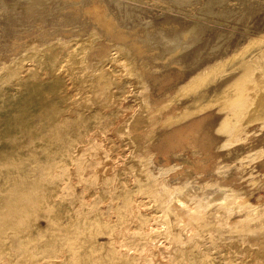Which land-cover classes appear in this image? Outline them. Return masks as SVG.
I'll list each match as a JSON object with an SVG mask.
<instances>
[{
  "label": "bare ground",
  "instance_id": "1",
  "mask_svg": "<svg viewBox=\"0 0 264 264\" xmlns=\"http://www.w3.org/2000/svg\"><path fill=\"white\" fill-rule=\"evenodd\" d=\"M103 25L101 26L103 27ZM106 29V31H108V27ZM258 38L260 39L261 37ZM78 41V39H74L71 40L70 43L67 42L58 44V47L53 46L42 48L40 51H44L45 54L47 52L49 53H47V56L39 59V68H36L35 66V68L33 67L34 70L29 71L22 63L17 62L15 67L17 68V70L11 74V78L14 80V82L24 88L25 94L16 99L7 101V104L5 105V107L10 110V114H8L9 116H11V121L3 120V125L1 122L2 126H0V129H3V132L7 133V141L13 140L12 130H27L28 135L32 138L29 144H37L39 145V147L45 148L46 150L48 148V145L50 146L53 143H59V151L56 154V158L53 159L56 160L54 163L55 166H52V164L48 161H46V163L36 160L33 161L34 158L31 159L30 157L34 152L32 149L30 152H33L29 156H18L16 154L17 151L14 148H0V169H6L5 171L7 173V176L5 178L6 182L4 183L7 188L6 190H2V187H0V196H3L2 199H0V264H172V262L170 261V258L172 257H170V255L168 254V244L166 246V244H163L162 241L159 242L161 240L160 237L164 236L166 237L163 238L164 241L166 242L167 240V243H169V239H167V236H170V234H175L174 237L176 239L173 242L176 245H174V251L177 253V255L186 258L196 257V255L199 256V253H201L199 252L200 250L194 248L193 246H191V244L192 242L194 244H200L201 242H196L198 238H192L193 236L191 234V231L193 232L195 228L193 229L189 226L190 229H187L189 228L187 222L191 221V219L195 221L200 220V218L204 215L203 213V215L200 213L205 209H209L210 206L212 208L211 204L215 205L213 202L216 200L219 203V207H222L220 208V210L223 209L224 211L227 210L228 205H235L233 207L237 208L239 206L236 207V205L244 204L245 200L241 198L242 196L237 199H235L236 197L234 196L235 198L231 197L233 199V202H228L227 200V205L224 199L226 197H221L222 194L219 193L220 196H213L214 198L211 197V199H209L210 197H208V199L206 197L202 198V196L199 195L201 196V200L199 201V198H197L196 200L199 202L198 204L197 202L194 204L193 201L195 199H193V201L190 200L192 199L190 197V193L193 190L189 191L190 189H188V191H186L188 187L186 188V190L184 189L186 186L184 188H173V186L175 185L174 184L173 186H171L172 188H168L170 186L166 185V187L163 183V180V182H156L152 180V169L149 166L151 164H148L147 161V157L150 154L147 153L148 151L146 149H144V151L141 150L142 153L138 154V147L136 148L134 147V145H139L141 142H145L147 143V147H149L148 145L153 143L152 140L155 135L157 136V130L163 128L172 129V127H174L175 125L177 126L178 124L186 120L188 121V119L196 118L197 115L199 116V114H203L213 108H216L219 113L221 112L223 114L219 124L215 129L216 134H219L220 136H226V139L228 138L229 140L232 137L237 138V136H239V132L242 131L244 127H246V125L250 123L253 124L256 122H261L264 124V41L259 42V40H256L255 43H253V41L250 42L252 44V47L253 45L255 47H258L255 50L253 49L254 51H250V49L252 48L251 46L250 48L248 47L249 49H247L246 46L243 47L247 50L243 51V49V52L240 51V53H237L236 50V59L234 61L229 60L232 61V63H228L229 61H227V59H222L221 64H217V67L216 65H213V63L208 68L206 67L207 69L204 68L202 71L200 70L201 72L195 73L191 78H189L188 81H186V83L175 88V92L173 95H170L169 93L170 96H168L164 101L161 100L156 102H149L150 96H147V87L142 74L144 71L138 72V69L140 68L137 61L135 60V57L132 56L133 54L131 55V51H133L131 48L130 51L129 48L127 49L123 45L118 46L119 43H114V46L117 45L114 47V49L112 48L113 46H111V48L114 50H112L114 53L110 55L108 54L109 56L108 58H105L104 62L101 61V63L93 67L89 64L90 60H88L89 58H91V56L88 58L87 54L89 53H86L88 45L83 43L80 44V42ZM72 42L74 43L71 44ZM89 44L91 43L89 42ZM247 45L249 46V44ZM94 47L92 46L93 49ZM104 47L106 46L104 45ZM92 48L90 46V50ZM107 49H105L106 52ZM102 54H105L104 56H106L107 53L103 51ZM96 55H98V53H96ZM94 56L95 54L93 55V58ZM225 66L229 67L226 68V70H228V72H226V75L228 73L231 74L234 72L233 76L231 75L232 77H230V79L228 80L222 78L224 81H221L219 75L220 81L218 79L216 80V77L218 76L217 73L219 74L221 71L223 72ZM42 67L45 69H43ZM145 67H147V65ZM41 69H43V71H41ZM232 70L233 72H229ZM225 77L227 78V76ZM215 81H217V83L213 86H210V83ZM5 85L6 84H3V87L1 88H4ZM180 99L183 101L180 102ZM126 101L130 103L133 102V105L131 103L132 107H130V105L129 108L136 107V109H134L133 113L131 112L132 109L129 110L132 113H130V115L128 114L129 111L127 113L125 111L128 116L121 117L120 113L123 112L121 110H123V107H125L123 106V104ZM178 101L181 104H178ZM128 102H126V106ZM65 112H68L67 119ZM32 113H38L39 115L43 116V119L45 118V123L44 121H41L39 123H41V126L43 125L46 130H49V132L47 133H56L51 135V137H48L46 133L35 134L32 129L34 118ZM93 120H101L102 122L105 121L107 124V129L109 128V130L113 132H111L112 134L108 133L110 136L113 135V137L115 138H113L114 142L109 146V148L107 147L106 149V147L103 145V143L106 142L108 138H106V133H101L102 129L100 128V126L95 127L91 125L90 122ZM198 120L201 119L192 120V123H188V126L185 127V131L179 130V132L173 130L167 135H164L163 141L166 142L165 144H167V147H169V149H175V147H178V149L179 147H181L183 149L184 147V149H193V151L195 148H199L202 153H207L209 149L207 144L208 142L207 140L205 141V139H203V136L201 137L199 131L201 130L202 125L200 123L201 121ZM195 121L197 122L195 123ZM263 124L261 125L263 126ZM69 127H71L75 131L74 135L70 136L60 132L62 128ZM55 129H57V131ZM92 132L98 135V138H95L93 140ZM246 133H248V131H246ZM161 135L162 134H160V136ZM246 135L247 134H245V136ZM249 135L251 134L249 133ZM2 136L3 135L0 133V138H2ZM204 137H207V135ZM252 139H254V137ZM2 140H4V138H2ZM92 141H94L92 143L93 147L90 149L89 154H87V156L84 154L86 156V159H84L83 162L77 161V155L81 153L84 147L87 146L89 148L90 142ZM158 141L159 140H157V142ZM157 142L154 143L158 144ZM233 142L235 143V141ZM211 146L212 145L210 144V147ZM97 147L99 148L97 149ZM124 147L125 149H123ZM149 148L148 150L150 151L151 149ZM96 149L99 150L98 153H95L94 150ZM45 150L42 151L45 152ZM187 150L184 151L186 152ZM20 151L22 152L23 150L21 149ZM198 151L199 150H197L196 153H200ZM210 151L212 152V150ZM196 153H194V157ZM212 153L214 154V152ZM213 154L212 156H214ZM217 154H215V156ZM123 155L124 159H121ZM32 157L34 156L32 155ZM175 157L176 156H174V158ZM213 159L214 158H212L211 155H204V158L201 161L205 160L207 163L205 161V163H201L200 159L197 158H195V164L193 162L192 163L197 167H200V169H203L204 171L210 167L211 164L209 163H211ZM56 165L58 167H56ZM212 165H214V163H212ZM51 167H54V169H51ZM33 168L37 169L36 173L32 170ZM51 170H54L53 174H49ZM222 175L223 174H221V176ZM23 178H26L27 181L23 180ZM132 184H135V188L131 187ZM62 185L63 187L64 185H68V188L67 186L66 188H63L61 187ZM78 185L80 187H83V192L85 190L91 195L92 193L99 191H102V195L106 193L105 191L114 193V204H112V208H109L110 212H99L97 211L99 208H94V210L91 211V209H93L91 207L90 211L87 210V212H80L82 208H85L83 207L85 205L84 203H79L81 204L79 205L78 202L81 198L79 199L77 198V196H75V187ZM90 187H93L95 189L90 190ZM68 189H71L73 193L75 192L74 198L71 199L70 204L65 203L66 201L57 202L56 200L58 199V195ZM129 189H131V192L129 191ZM195 192L196 191L194 190V193ZM200 192H202V190ZM191 196L194 197L193 194ZM187 198H189V201H191V203L193 202L192 204L196 206L190 207L192 205L189 202L187 203L186 201H184ZM231 198L229 199L232 200ZM83 200L85 201L86 199ZM145 201H150L154 204L156 203L158 208H162L164 210L161 216L162 218H159L164 225V227L163 225L162 227L160 226L162 230L159 229L160 227L158 228L157 225V222L159 220L157 219L158 217L154 218L151 213V215H148V212L145 213ZM221 205H227V207H225L226 209H224V207ZM243 207L244 206H242V208ZM263 207L264 206L262 205V208ZM153 208L154 207H152V209ZM229 208L228 213H230ZM242 208L240 209L242 210ZM244 208L242 212H244V210H247ZM237 209L239 210V208ZM238 210L236 211L238 212ZM257 210L255 209L253 211H250L251 216L249 215L250 217H247V215H245L244 219L247 218V221H250L249 223L246 221L248 224L256 222L257 224H259V227L258 229H256L257 231L250 230L252 232H255L253 235H250V233H246L245 236L251 238L250 247H252L253 249L251 250L250 247L248 248L250 249V251H253V253H250H255L254 259L252 257V264H264V211L262 209V211ZM230 215L232 216V214ZM218 218H220V216ZM202 221L205 220L202 219ZM202 221L199 222L201 223V225L203 224ZM209 222L211 223V221ZM241 222L244 221L241 220ZM205 223L206 221L203 225H205ZM220 223L218 222V224ZM227 223L229 222L227 221ZM247 223L245 225H248ZM229 224L232 225L233 223L231 222ZM236 224H233L232 227L236 226ZM197 225L199 224L197 223ZM203 225L199 226L201 228V231L205 228ZM224 225H226V227L228 226L227 224ZM209 226H207V228ZM229 227L231 228V226ZM191 228L193 230H191ZM238 228L236 229L238 230ZM242 228L243 227L241 226L240 230ZM237 230H235V237H237ZM193 233L195 234V231ZM247 234H249V236ZM172 236L168 238L171 239ZM196 236H198V234ZM219 236L221 235H218L217 238ZM222 237L221 239H223ZM224 237L226 238H224V240L227 243V237ZM190 238L195 240V242L192 241V239L191 242ZM209 238L208 240H210ZM238 238H235V240ZM241 238L243 239V237H240V239ZM235 240L234 242H236ZM210 241H212V239ZM229 242L231 243V241ZM241 242L242 240H240V243ZM226 243H224V246L226 245ZM171 244L173 246V243ZM235 244L236 243H234V245ZM170 245L168 247H171ZM231 245H229V248L231 247ZM216 246L217 245L213 247L214 249L218 248L216 252H226L221 249V247ZM239 246L237 245L238 248ZM245 246L248 245H244L243 248H245ZM213 248L211 250H213ZM235 248L236 247L234 246V249ZM227 250L229 249L227 248ZM236 250L234 252V255L235 253H237ZM172 255H174V253H172ZM196 261L198 262V264L213 263V261L210 262V259L208 257H205L204 255L201 260Z\"/></svg>",
  "mask_w": 264,
  "mask_h": 264
},
{
  "label": "rangeland",
  "instance_id": "2",
  "mask_svg": "<svg viewBox=\"0 0 264 264\" xmlns=\"http://www.w3.org/2000/svg\"><path fill=\"white\" fill-rule=\"evenodd\" d=\"M0 11H1L0 12V71L2 70L0 72V89H1L0 90V118L2 119V120L0 119L1 120L0 126L3 125V120H5V121L10 120L11 121V116H9L10 110L7 109V107H5V105L7 104V101H10L12 99H16V98L25 94L24 88L21 87L20 85H17L14 82V80L11 78V74L17 70V68H15L16 63L17 62L22 63L25 66V68L28 69L29 71L34 70L35 66H36V68H39V66H40L39 65V59L47 56L48 55L47 53H49V52H47L45 54L44 51H40L42 48H45V47H53V46L58 47V44L67 43V42L70 43L71 40H74V39L77 40L78 39L79 40L78 42H80V44L83 43V44L88 45L89 50L87 48L88 52L86 51V53H89V54H87L88 58L91 56V58H89L88 60H90L89 64L93 67L97 66L99 63H101V61L104 62L106 57L108 58V56L110 54L114 53L113 49L115 46H117V45L114 46V43L115 44L119 43L118 46L123 45L127 49L129 48V50L131 48L133 50V51L130 50L132 52L131 55L133 54L132 56L135 57V60L137 61L138 66L140 68V69H138V72L139 71L140 72L144 71L145 73L147 72L146 74L144 72L142 74H143V79H145L144 82H145L146 87H147V94H148L147 96L148 97L150 96L149 102H152V101L156 102V101H161V100L164 101L168 96L173 95L175 92V88L186 83V81H188L189 78H191L195 73L201 72L204 68L207 69L213 63H214L213 65H216V67H217V64L218 65L221 64L222 59H227V61H229V60L234 61L236 59L237 53H240V51H242L243 49H244L243 51L249 49L250 46L252 47V44L250 42L253 41V43H255L256 40L257 41L259 40V42L264 41V35H263L264 34V0H0ZM104 17H105V20H104ZM96 18H98V19H96ZM103 23H104V25H103ZM101 25H103L105 30L103 29V27ZM107 27H108L109 32L106 31ZM117 28H119V29H117ZM92 31H93V33H92ZM92 35L95 39L92 37ZM91 37H92V39H91ZM258 37H261V38L259 39ZM90 39H91V41H90ZM249 39H251V40H249ZM88 40L91 44H89ZM164 40H166V41H164ZM167 40H170V41H167ZM247 40H248V42H247ZM82 41H84V42H82ZM73 43L74 42H72L71 44H73ZM247 44H249V46ZM89 45L91 46V48H92V46L94 47L96 45L97 49L95 46L94 49L92 48L90 50ZM104 45L108 49L106 47H104ZM134 45H135V47H134ZM99 46H100V48H99ZM111 46H113L112 47L113 49L111 48ZM245 46L247 49L243 48ZM257 48L258 47H255L253 45V47L251 48L252 50L250 49V51H254ZM105 49H107V52ZM151 50H153V51H151ZM236 50H237V53H235ZM103 51L105 53H107L106 56H104L105 54H102ZM95 52L98 53V55H96ZM154 52H155V54H154ZM90 53H91V55H90ZM134 53L137 57L134 55ZM94 54H95V56L93 58ZM156 56L158 59L156 58ZM99 57L104 58V59H100ZM96 59L98 60V62ZM232 61H229L228 63H232ZM13 63H15V64H13ZM146 65H147V67H145ZM154 66H155V68H154ZM8 67H9V70L11 69L10 71L8 70ZM226 68H229V67L225 66L224 70L221 69V70H223V72L220 70L221 72L219 71L220 73L219 74L217 73L218 76L217 75L216 76L218 78L216 77V80L217 79L219 80V75H220L221 81H224L222 78L228 80V79H230V77L233 76V74H234L233 70L229 71V72H233V73H231V74L228 73L226 75V72H228V70H226ZM43 69H45V68H43ZM43 69H41V71H43ZM46 69H47V67H46ZM188 73H189V75H188ZM223 75L227 76V78ZM216 83H217V81L212 82V83H210V86H213ZM3 84H6L5 85L6 87L4 86V88H1V87H3ZM148 87H150V88H148ZM169 93H170V95H169ZM158 98H160V99H158ZM179 101L177 103L181 104V103H179ZM182 101L183 100H181L180 102H182ZM126 102H128V101H126ZM126 102H124V104H123V106H125V107H123V110H121V111H123L120 113L121 117L122 116L127 117L128 114L130 115V113L131 112L133 113L134 109H136V107L129 108L131 103L133 105V102H131V103L128 102L127 103L128 108H127V106L125 105ZM132 105L130 107H132ZM129 110H131V112ZM211 110L206 111L203 114H199V116L197 115L196 118L188 119V121L186 120V121L178 124L177 126L175 125L174 127H172V129L171 128L170 129L165 128L167 131L164 128L160 129L161 131L157 130L158 131V132L156 131L157 136L155 135L156 138L155 137L153 138V140H152L153 143L150 144L151 146L148 145L150 148L147 147V143H145V142H141L139 145L138 144L134 145V147H136V148L138 147L137 148L138 154H141L142 153L141 150L144 151V149H146L148 151L147 153L150 154L147 157V161H148V164H151L149 166L152 169V175H153L152 180H154L156 182L157 181L161 182L163 180L164 182L163 181L162 182L164 183L165 186L166 185L170 186L168 188H172L171 186H173L174 184L175 185L173 186V188H179V187L184 188L186 186L184 188L186 190V188L188 187L186 191H188V189H190L189 191L193 190L192 191L193 193L192 192L191 193L189 192V193H190V197L192 198L190 200L193 201V199H195L193 201L194 204L196 202L198 204V202L201 200V196H202V198L206 197L208 199V197H210L209 199H211V197L214 198L213 196H215V197L218 195L220 196V194H222L221 197L223 196V198L224 197L227 198V199L224 198L226 203H227V200H228V202L229 201L233 202L232 198L236 197L235 199H237L240 196H242L241 198L245 200L246 204L244 203L245 205L244 204L236 205V207L239 206V207H237V208H239V210H238L237 208L233 207L235 205L230 206L227 203L228 207H227V205H221L224 207V209H226L225 207H227V210L224 211L223 209L220 210V208H222V207H219L218 201L217 200L214 201L213 203L215 205L211 204L212 208L210 206L209 209H205L206 211L204 210L200 213V214H202V213L204 214V215L202 214L203 216L201 215L203 217V218L202 217L201 218L206 221L205 225H203L205 221H202V219L200 218V220L203 222L202 225L205 227V228L202 227V228H204V229H202V231H201V228L199 227V226H202L201 223H199V222H201L200 220L195 221V220L191 219V221H188L189 224L187 222L188 227L190 226L193 229L195 228L194 230L191 228V230H193V232L195 231V234L191 231V234L193 236L192 238H194V239L198 238V240L196 242H198V241L201 242L200 244L195 243L196 244L195 245L192 242V241L195 242V240L190 238V241L192 239L191 246L200 250L199 252H201V253L198 252L200 257L198 255H196V257L186 258V257H180L179 255H177V253L174 251L176 245L173 242L176 239L174 237L175 234H170V236H167V239L170 240V241L168 240L169 243H167L166 239H165L166 242L164 241L163 238H166L164 236L160 237L161 240L159 239L160 240L159 242L162 241V243L163 244L165 243L166 246H167V244L169 246L171 243H173V246H172V244L170 245L171 247L167 246L168 254L170 255V257H172V258H170V261L172 262V264H198V262L196 260H201V258H203V255L205 257H208L210 259V262L213 261V263H211V264H232V263L233 264H240V263L241 264H249V263L252 264L255 253L252 254L253 251H250V249L251 250L253 249L252 247H250L251 238L245 236V234L250 233V235H253L255 232H252L250 230L257 231L256 229H258L259 224H257L256 222L255 223L252 222L254 225L252 223H250L251 224L250 225V224H248L250 221H247L248 219L247 218L244 219V218H245V215H247V217L249 215L251 216L250 211H253L255 209L256 210L258 209L257 211H262V210L264 211V209H263L264 207L262 208V205L264 206V167H263L264 166V159H263L264 158V136H263L264 135V124L261 122H256L253 124L250 123V124L246 125V127H244V129L242 131L239 132V136H237L238 139L236 137L235 138L232 137L229 140L228 138L226 139V136H223V135L220 136L219 134H216V131H215V129H216L217 125L219 124L220 119L223 116V114L221 112L219 113V111H217L216 108H213ZM125 111H126V113L129 111V113L126 114ZM34 114H33L34 118H33V123H32L33 124L32 129H33L35 134L46 133V135L48 137H51V135L56 133V132L47 133V132H49V130L47 129L48 130L47 131L46 128L43 125L41 126V123H39L41 121H44V123H45V118L43 119L42 118L43 116L39 115L38 113H34ZM65 114H66V119H67L68 118V112H65ZM196 119H201V120H198V121H201L200 123L202 125L201 130L199 132L201 134V137L203 136V139H205V141L207 140V142H208L207 144H208V148H209L208 149L209 153L207 151V153L205 152L206 154L204 152H203L204 153L203 154L199 148H197V149L195 148L194 151H193V149L192 150H190V149L187 150V148L184 149V147H183V149L181 147H179V149H178V147H175V149H172V148L169 149V147H167V144H165L166 142L163 141L164 135H167L168 133H170L173 130L174 131H179V130L185 131V129H186L185 127L188 126V123H192V120H196ZM1 122H2V125H1ZM196 122L197 121H195V123ZM90 124L95 126V127L100 126V128L102 129L101 133H104V134L106 133L105 134L106 138L107 137L108 138H107V141L103 143V145L106 147V149H107V147L109 148V146L112 145V143L114 142L115 138L113 137V135H111V136L109 135L112 131L109 130V128L107 129L106 122L105 121L102 122L101 120H99V121L93 120L90 122ZM261 124H263V126ZM64 129H66V130H64ZM0 130H1L0 133L4 136V137L2 136V138H4V140H2V138H0V148L1 149H13L14 148V149H16V151H17L16 154L18 156H22V155L29 156L34 151L35 153L34 152H33L34 154L32 153V155L34 157H32V155L30 156L31 159L34 158L33 161L36 160V161L43 162V163H46V161H48L52 164V166H55L54 163L56 160H53V159L56 158V154L59 151V143H57V144L53 143L54 145L52 144L50 146L48 145L47 146L48 148L46 147L47 149L45 150V148H41L37 144H34V143L29 144V142L32 140V138H31V136L28 135L27 130L26 131H14V130H12V134H13V140L12 141L11 140L7 141V139H6L7 133L3 132V129H0ZM55 130L57 131V129H55ZM246 131H248V133H246ZM60 132L65 133V134L70 135V136L75 134V131L71 127L62 128V130ZM249 133L254 137V139H252L253 137L251 135H249ZM160 134H162L161 135L162 137L160 136ZM245 134H247L249 136H247V135L245 136ZM206 135H207V137H204ZM255 135H257V136H255ZM92 136H93L92 137L93 140L95 138H98V135L94 134L93 132H92ZM21 139L22 140L24 139V140L22 141ZM260 139H261V141H260ZM157 140H159V141L157 142ZM233 141H235V143ZM93 142L94 141L90 142L89 148L87 146L84 147L83 150L81 151V153L79 155H77V158H78V159L76 158L77 161L83 162L84 159H86L85 157L87 156V154H89L90 149L93 147V145H92ZM154 142H157L158 144H156ZM213 142H214V144H213ZM105 143H107L108 146ZM141 144H144V145H141ZM210 144L212 145L211 146L212 148L210 147ZM152 145L154 148L152 147ZM156 145L159 146V149H158V146H156ZM37 146H38V148H37ZM144 146H145V148H144ZM49 147H50V149H49ZM35 148H37V149H35ZM40 148H41V150H40ZM98 148L99 147H97V149ZM148 148L151 150L149 151ZM167 148H168V150H167ZM21 149L23 150L22 152L20 151ZM31 149L33 150L32 152H30ZM97 149L94 150L95 153H98L99 150H97ZM123 149H125V147ZM42 150L43 151L45 150V152H43ZM184 150H187V151L185 152ZM197 150H199L198 152H200L202 154L196 153ZM210 150H212V152H214V154ZM165 151H167V152H165ZM27 152H29V153H27ZM249 152H250V154H249ZM256 152H258V153H256ZM42 153L43 154L46 153L45 154L46 156L43 155ZM125 153H127V152H125ZM194 153H196L195 157H194ZM49 154H50V156H49ZM151 154H152V156H151ZM212 154L214 156H212ZM215 154H217V155L215 156ZM36 155H39V156H36ZM124 155L121 159H124ZM204 155H211V157L214 159L211 161V163H209V164H211L210 167L207 170L203 171V169H200V167H197L196 165H194L195 164L194 161H195V158H197V159H200L201 163H205L206 162L205 160H204L205 162L201 161L204 158ZM230 155H231V157H230ZM174 156H176L175 157L176 159L174 158ZM202 156H203V158H202ZM223 156H225V157H223ZM215 158H216V161H215ZM225 158H226V160H225ZM234 159H235V161H234ZM254 159H255V161H254ZM142 161H146V160H142ZM212 163H214L215 166L212 165ZM26 166H24V167H26ZM56 167H58V166L56 165ZM218 167H219V169H218ZM51 169H54V167H51ZM5 170L0 169V187H2V190H4V189L6 190V188H7V186L4 184L6 182L5 178L7 176V173ZM32 170L35 173L37 171V169H35V168H33ZM234 170H235V172H234ZM53 172H54V170H51V172L49 174H53ZM220 172H222V173H220ZM177 174H178V176H177ZM221 174H223L222 175L223 177L221 176ZM23 180L27 181L26 178H23ZM221 181H223V182H221ZM179 185H181V186H179ZM66 186L68 188V185H64L65 188H66ZM61 187H63V185ZM131 187L135 188V184H132ZM198 187H199V189H198ZM89 189L93 190L95 188L90 187ZM200 189L202 190L203 193L200 192L201 191ZM194 190L196 191L195 193H194ZM197 190H198V192H197ZM129 191L131 192V189H129ZM75 192H74L75 196H77V198H79V199L81 198L79 200L78 204L84 203V205H85V206L82 205L85 208L80 207L83 209V210L81 209L80 212H82V211L87 212V210L90 211V207L93 208V209H91V211L94 210V208H96V209L99 208L97 210L99 212H104V211L110 212L109 208H112V204H114V193H112V192L110 193V191H105L106 193H104V195H102L103 194V193H101L102 191H99V192L94 191L95 193H92V195H91L89 192L87 193L85 190L83 192V187H80L78 185L75 187ZM225 192H226V194H225ZM234 192H235V194H234ZM74 193L71 189L65 190L64 192L60 193V195H58V199L56 201L57 202H59V201L65 202L66 201L65 203L70 204L71 199L74 198ZM97 193H99V194H97ZM95 194H97V195H95ZM192 194L194 197L191 196ZM194 194L196 195V197ZM199 195H201V196H199ZM237 195H238V197H237ZM243 196H245V197H243ZM2 197L3 196L1 195L0 199H2ZM89 198H91V199H89ZM189 198H187L184 201H186L187 203L189 202L192 205L190 207H193V206L195 207L196 205L192 204L193 202L191 203V201H189ZM197 198H199V201L196 200ZM229 198H231L232 200H230ZM83 199H86L87 201L86 200L84 201ZM86 204H87V206H86ZM79 205H81V204H79ZM88 205H90V206H88ZM187 205H189V204H187ZM151 206L154 208L152 209ZM229 206H230V208H229ZM242 206L245 207V208L243 207L244 209H247V210L250 209V210L249 211L244 210V212H242L243 211ZM228 208L230 209V211H229L230 213H228ZM232 208H234V209H232ZM240 208H242V210ZM144 209H145V213L148 212L147 213L148 215L152 214L154 216V218L158 217L157 219L162 218L161 216L164 212V210L162 208L157 207L156 203L154 204L150 201H145ZM218 209L221 213L218 211ZM236 210H238V212ZM226 211L228 214L226 213ZM241 212H242V214H241ZM252 213H254V212H252ZM200 214H199V217H200ZM230 214H232V216ZM219 216H220V218H218ZM228 216H229V218H228ZM208 220L211 221V223ZM226 220L229 223L232 222L234 225L237 223L236 224L237 227L236 226L232 227L233 224L231 225V224L227 223ZM231 220H233V221H231ZM236 220H239L240 222L236 221ZM241 220L244 221L245 223L241 222ZM196 222L199 225H197ZM218 222L219 223L221 222V223L218 224ZM246 223L248 225H245ZM224 224H227V225L229 224L227 226L229 229ZM157 225H158V228L160 226L162 227L163 224L160 221V219L158 220ZM243 225H245V226H243ZM207 226H209V227L207 228ZM219 226L220 227L223 226V227L220 228ZM229 226H231V228ZM241 226L243 228H245L247 226L246 227L247 229L242 228L241 229L243 231L242 232L240 230ZM161 227L159 229H161ZM163 227H164V225H163ZM190 227L187 229H190ZM224 227H226V228H224ZM235 227L236 228L239 227L238 230ZM183 228H184V226H183ZM218 228H219V230H218ZM211 229H212V231H211ZM235 230H237V237H235L236 236ZM163 231H164V228H163ZM238 232H239V234H238ZM197 234H198V236H196ZM242 234H243V236H242ZM212 235L213 236L215 235V236L213 237ZM218 235H221V236H219L217 238ZM247 235L249 236V234H247ZM171 236H172V238H171L172 240L170 238H168ZM195 236H196V238H195ZM224 236L227 237V243L224 240V238H225ZM238 236H239V238H238ZM221 237L223 239H221ZM232 237H233V239H232ZM234 237L238 238V239L235 240ZM240 237H243V239L242 238L240 239ZM208 238L210 240L212 239V241L208 240ZM245 238H247V239H245ZM239 239L242 240L241 243H240ZM244 239L247 241L249 240V241L247 242ZM214 240H216L219 243H217ZM234 240L236 242H234ZM237 240H239V241H237ZM190 241H189V243H190ZM229 241H231V243ZM232 241H233V243H232ZM243 241H244V243H243ZM206 242H208V243H206ZM213 242L216 244H214ZM224 243H226L225 246H224ZM234 243H236V244L234 245ZM246 244L248 246H245V248H243V246ZM198 245H199V247H198ZM205 245H206V247H205ZM215 245H217L216 247H218V246L221 247V249H223L226 252H224V253L216 252L218 250V248H215L216 249L215 250L213 248ZM229 245H231L230 248H229ZM237 245L238 246L240 245L239 248L237 247ZM234 246L237 248V250H236V248L234 249ZM222 247H224L225 249ZM248 247H250V249ZM212 248H213V250H211ZM227 248L229 250H227ZM242 248L245 250H243ZM248 249H249V251H248ZM210 250H211V252H210ZM235 250L237 251V253H235V255H234ZM241 251H242V253H241ZM250 252H252V253H250ZM172 253H174V255L176 254L175 255L176 257L174 255H172ZM244 254H246V255H244ZM211 255H213V256H211ZM221 255H222V257H221ZM230 255H232V256H230ZM228 256H230V257H228ZM231 257H233V258H231ZM252 257H253V259H252ZM220 259H222L224 261H222ZM238 259H241V260H238Z\"/></svg>",
  "mask_w": 264,
  "mask_h": 264
}]
</instances>
